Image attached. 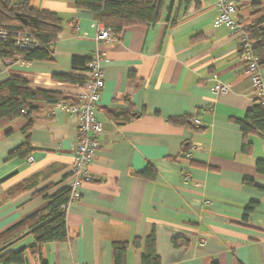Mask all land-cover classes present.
Returning <instances> with one entry per match:
<instances>
[{
    "label": "crops",
    "instance_id": "crops-1",
    "mask_svg": "<svg viewBox=\"0 0 264 264\" xmlns=\"http://www.w3.org/2000/svg\"><path fill=\"white\" fill-rule=\"evenodd\" d=\"M28 1L64 19L55 59L7 64L0 58V82L24 76L33 87L74 101L79 83L53 75L85 76L73 58L89 59L99 51L103 131L92 180L82 184L80 198L67 210V238L32 246L35 238L23 232L6 250L24 247V261L10 264H116L115 242L128 243L123 264H142L150 235L161 264H264V172L256 164L264 161V134H249L251 151H243L238 120L254 104L253 80L239 35L215 24L219 0H165L160 20L112 31L113 41L97 39V15L74 0ZM261 15L264 0L239 1L241 23ZM260 70L264 76V64ZM217 81L229 83L230 91L216 93ZM54 104L33 101L36 116L27 133L32 151L25 158H10L9 151L27 134L2 133L10 120L0 119V234L68 187L77 119ZM195 113L200 127L170 120ZM193 143L200 148L184 160ZM251 202L256 206L246 212Z\"/></svg>",
    "mask_w": 264,
    "mask_h": 264
},
{
    "label": "trees",
    "instance_id": "trees-1",
    "mask_svg": "<svg viewBox=\"0 0 264 264\" xmlns=\"http://www.w3.org/2000/svg\"><path fill=\"white\" fill-rule=\"evenodd\" d=\"M191 1L200 3V0H186L187 3ZM239 1L236 0L237 7H239ZM74 3L79 8L94 12L106 27L119 33L126 26L155 23L160 20L165 0H74ZM64 24V19L59 14L34 7L28 0L19 2L0 0V29L27 31L39 41V46L22 49L17 47L15 35L0 38V58L7 64L19 59L23 61H53L55 59L53 45L58 35L63 31ZM244 27L254 42L253 50L258 62L264 64V15L248 24L245 23ZM88 61L89 59L77 56L73 58L75 66L86 68ZM53 78L66 83L81 84L86 77L60 72L54 74ZM34 100L56 103L68 100V98L64 97L61 92L33 87L30 79L20 75H12L7 80L0 82V119L10 120V124L2 129V133L10 134L19 129L26 134L30 131L37 110V107L33 105ZM193 118L194 115H188L170 120L177 125L200 127L194 125ZM238 123L245 135L242 149L245 152H250L251 144L247 140V136L256 133L264 134V104L260 98H254L252 108L247 111L244 119L238 120ZM29 137L27 134L24 143L9 151L10 158H25L31 153ZM188 147L189 145L185 150ZM256 164L258 170L264 172V161L257 160ZM246 181L252 183L251 180ZM69 193L68 187L56 191L48 196L49 202L46 208L32 213L0 234V246H4L0 249L1 264L24 261V247L6 250L8 242L23 232L27 231L35 238L32 246L67 238V208L65 205L68 203ZM255 206L256 202H251L247 206L246 212L252 211ZM181 241L179 237L173 239L175 245H179ZM127 247V242L114 243L116 264H123V256ZM142 264H161L160 257L155 251L154 235L147 238V248L142 257Z\"/></svg>",
    "mask_w": 264,
    "mask_h": 264
},
{
    "label": "built area",
    "instance_id": "built-area-1",
    "mask_svg": "<svg viewBox=\"0 0 264 264\" xmlns=\"http://www.w3.org/2000/svg\"><path fill=\"white\" fill-rule=\"evenodd\" d=\"M219 14L215 18L216 25H225L240 37V53L246 63V72L253 80V97L260 98L264 104V76L260 70L261 64L254 54V42L244 27V24L237 20L238 10L235 0H219ZM98 31L97 39L113 41L115 34L109 27H106L100 20L93 24ZM15 35L18 48L30 49L39 46V41L27 31H14L8 28L0 29V38H7ZM103 54L96 51L86 64L85 80L79 84V92L74 101L61 100L54 104L53 109H61L77 119L78 139L75 146L74 160L70 169L68 188L70 189L69 200L65 207L78 200L81 196L80 188L85 181L92 180L90 166L94 155L99 148L98 136L103 131V121L98 116V108L101 93L105 86L102 69ZM231 85L217 81L214 90L216 93H227ZM193 123L196 126L203 124L197 113L193 114ZM200 148V144H190L185 150L184 160L190 161L194 152ZM32 156L28 157L31 161Z\"/></svg>",
    "mask_w": 264,
    "mask_h": 264
}]
</instances>
